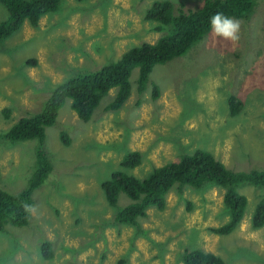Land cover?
I'll use <instances>...</instances> for the list:
<instances>
[{
    "label": "rangeland",
    "instance_id": "rangeland-1",
    "mask_svg": "<svg viewBox=\"0 0 264 264\" xmlns=\"http://www.w3.org/2000/svg\"><path fill=\"white\" fill-rule=\"evenodd\" d=\"M156 1L163 0H62L38 27L25 21L0 41V135L20 118L41 112L59 84L170 34V26L157 32L158 23L144 20ZM166 1L178 16L201 8L205 0ZM252 3L250 15L238 20V41L213 38L210 31L183 56L155 66L143 94L137 92L134 69L130 97L120 110H106L117 88L87 123L66 101L45 130L43 147L51 172L32 195L28 225H7L0 232V264H183L186 250L215 254L226 264H264V226L254 229L251 224L264 188H238L247 205L239 227L227 236L209 231L230 217L224 190L217 187L173 188L165 210H148L138 220L139 229L116 221L131 200L120 194L110 207L101 189L114 171L143 179L152 169L196 150L211 153L235 172L264 169V0ZM8 17L0 3V23ZM154 84L159 88L156 100ZM230 96L243 104L234 116ZM5 109L10 110L8 119ZM61 131L70 137L69 146L62 144ZM37 146L36 140L0 139L1 190L16 195L27 188ZM130 151L141 154V164L122 169ZM44 242L50 258L41 253Z\"/></svg>",
    "mask_w": 264,
    "mask_h": 264
},
{
    "label": "trees",
    "instance_id": "trees-1",
    "mask_svg": "<svg viewBox=\"0 0 264 264\" xmlns=\"http://www.w3.org/2000/svg\"><path fill=\"white\" fill-rule=\"evenodd\" d=\"M62 0H0L9 13L6 21L0 23V41L20 30L25 21L36 28L42 17L55 12ZM84 2L86 0H75ZM252 0H205L201 8L188 13L173 15L172 4L169 1H156L145 12L144 20L158 23L155 31L160 32L163 26H170V34L157 42L143 43L132 48L122 57L103 66L90 74H79L59 84L47 99L41 112L20 118L8 131L0 135V139L11 143L36 140L38 146L35 152V170L28 186L16 195L0 189V232L7 225L23 227L31 220L33 193L44 183L51 172V165L44 152L45 130L56 122L60 109L70 100V108L84 123L90 121L93 112L108 92L117 88L112 102L106 106L108 111H118L129 99L131 94L130 77L138 68L137 92L143 94L149 82L150 75L157 65H164L174 58L183 56L193 45L200 42L210 31V18L216 13L239 20L248 17L252 12ZM35 65L34 60L30 61ZM152 98L159 97V88L152 86ZM231 116L242 110L243 104L235 96L228 98ZM6 119L10 110L5 109ZM60 140L64 146H69L71 139L64 131L60 132ZM141 154L130 151L122 159V169H134L141 164ZM264 188V169L250 171H232L217 160L211 153L196 150L192 154H184L177 162H169L151 170L145 178L139 179L126 174L122 170L114 171L110 178L101 184L106 201L110 207H115L120 194L131 200L116 215V221L123 225L139 229L138 220L147 217V211L165 210L166 198L173 188L191 187L201 189L204 186L217 187L224 190L223 204L229 211V220L220 227H212L209 231L219 236L233 233L242 222L247 199L238 192L241 186ZM192 205L187 203V210ZM252 227L258 229L264 226V199L256 205L252 217ZM41 253L45 258L51 257L50 246L44 242ZM183 264H226L219 256L200 250H186L182 256ZM119 264H125L121 260Z\"/></svg>",
    "mask_w": 264,
    "mask_h": 264
},
{
    "label": "clouds",
    "instance_id": "clouds-1",
    "mask_svg": "<svg viewBox=\"0 0 264 264\" xmlns=\"http://www.w3.org/2000/svg\"><path fill=\"white\" fill-rule=\"evenodd\" d=\"M211 35L224 41L236 42L240 38V21L231 19L223 13H216L210 18Z\"/></svg>",
    "mask_w": 264,
    "mask_h": 264
}]
</instances>
